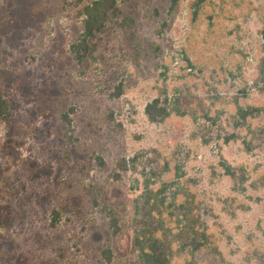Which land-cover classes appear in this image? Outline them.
<instances>
[{"label": "rangeland", "instance_id": "1", "mask_svg": "<svg viewBox=\"0 0 264 264\" xmlns=\"http://www.w3.org/2000/svg\"><path fill=\"white\" fill-rule=\"evenodd\" d=\"M90 1L0 0V264H141L143 218L171 264H264V116L236 125L264 106V0H115L79 63ZM154 98L187 114L151 122Z\"/></svg>", "mask_w": 264, "mask_h": 264}, {"label": "trees", "instance_id": "2", "mask_svg": "<svg viewBox=\"0 0 264 264\" xmlns=\"http://www.w3.org/2000/svg\"><path fill=\"white\" fill-rule=\"evenodd\" d=\"M175 1V0H174ZM202 2L203 0H199ZM176 2V1H175ZM174 2V3H175ZM115 0H92L88 2L83 10V31L81 32L79 38L77 41L72 45V51L74 55L76 56L79 63L84 62L88 54L92 51L96 50V42H94V37L97 33H101L106 23L110 17L111 12H113L115 7ZM121 93V86L116 87V93L115 96L120 95ZM179 98H173L171 103H167V99L164 101L160 98H154L151 102L146 104L145 106V114L147 115V118L151 122H162L167 117H169L171 114H175L177 116H184L187 114L185 110H181L180 108V102ZM171 105V106H170ZM262 114L264 116V106L263 107H253L248 106L246 108H243L241 106L237 107V116L240 120L236 121L237 126H242L249 117H256L257 115ZM12 117V109L10 108V105L7 101V99L4 97L2 92L0 91V119L8 122ZM62 119L68 124H71V120L69 118V113H65L62 116ZM235 135H230L229 139L234 138ZM126 168V165L123 166V169ZM227 173L229 175L233 176L232 168L230 166H226ZM175 184L174 182L172 185ZM170 185V184H169ZM168 185V186H169ZM148 187L147 184H145V189ZM166 189V185L162 187V189L158 190L160 193H164L163 189ZM176 192L174 193L175 196ZM146 195L144 201L138 202L137 206L139 207L142 204H149L150 203V196H153L152 191L150 189H146L144 194L141 196ZM188 199L185 200V202H181L180 207L184 208L186 202L188 203ZM94 203L98 204L97 199L94 198ZM137 207V209H138ZM103 208V207H102ZM101 208V210H102ZM104 209V212L106 213L108 217V221L110 223V226H113V231H117V218L114 215L113 209L107 208V210ZM187 211L181 213V218L185 217L187 219ZM51 225L55 226L58 220L59 213L57 209H52L51 211ZM181 218H177L176 222L177 224L181 223ZM142 219V218H141ZM147 218H143L142 225L143 228H138L135 238H134V248L137 252L139 263L141 264H171V258L173 257V249L171 247V241L167 240L165 238L161 239L160 237L156 236L158 227H161V220H156L157 223L154 225L153 223L146 220ZM160 221V223H158ZM197 224V220L188 218V221L186 224H184L183 227H181V230L179 231L181 233H184V227H186L193 235V237L189 240V246L190 251H196L199 250L202 246L205 245L206 237L204 232L200 233V236L202 237V240L199 239V236L197 235V232H193V226ZM168 230H170L168 228ZM188 230H186L188 232ZM103 257L106 261H110L112 257V251L110 249H105ZM179 264H197L193 260L183 261Z\"/></svg>", "mask_w": 264, "mask_h": 264}]
</instances>
